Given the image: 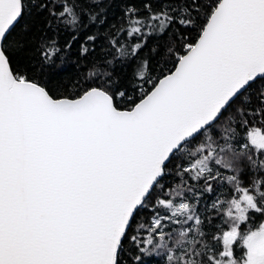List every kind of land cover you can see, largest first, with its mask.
Returning <instances> with one entry per match:
<instances>
[{
	"label": "snow or ice",
	"instance_id": "snow-or-ice-1",
	"mask_svg": "<svg viewBox=\"0 0 264 264\" xmlns=\"http://www.w3.org/2000/svg\"><path fill=\"white\" fill-rule=\"evenodd\" d=\"M0 264H264V0H0Z\"/></svg>",
	"mask_w": 264,
	"mask_h": 264
}]
</instances>
